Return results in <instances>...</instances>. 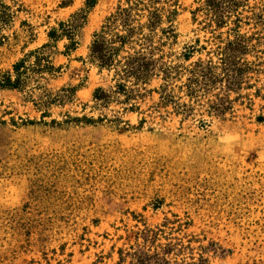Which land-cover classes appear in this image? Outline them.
<instances>
[{"label": "rangeland", "instance_id": "obj_1", "mask_svg": "<svg viewBox=\"0 0 264 264\" xmlns=\"http://www.w3.org/2000/svg\"><path fill=\"white\" fill-rule=\"evenodd\" d=\"M86 1L0 0V73L43 45L58 67L0 88V264H264V0L212 32L193 19L201 0H159L176 37L163 20L120 52L143 56L145 82L89 57L125 0ZM78 14L65 52L48 33ZM210 60L211 81L188 90L186 68ZM83 115L102 121L61 123Z\"/></svg>", "mask_w": 264, "mask_h": 264}, {"label": "trees", "instance_id": "obj_2", "mask_svg": "<svg viewBox=\"0 0 264 264\" xmlns=\"http://www.w3.org/2000/svg\"><path fill=\"white\" fill-rule=\"evenodd\" d=\"M245 0H201L200 4L195 10L192 11L194 20H197V14L201 13L206 16V23L204 24L207 30H211V27L215 25L219 27L223 24L231 23L233 28L231 30L239 29V25L245 23L246 16L242 15L239 11L241 3ZM125 6H118L114 13L106 17L101 30L95 34L94 40L90 47V60L99 71L107 70L113 72V77L118 81L132 78L133 80H145L149 77V67L147 63H142L140 60L143 56L138 54H127L120 56V52L123 50L125 44L132 42L134 37L140 39H147L150 36V32H153L157 26L165 20L168 23L166 29L162 30L168 37H176V27L173 24L174 10L164 9L157 4L159 0H125ZM95 3V0L86 1V10ZM83 15L78 14L73 19L69 20L66 24H60L59 29H52L48 33V37L52 41H57L62 38H66L68 42L65 44V52L72 51L76 48V41L73 34V29L77 20ZM83 18V17H82ZM144 19V21H143ZM150 31L148 34L144 33V30ZM236 36L237 33H234ZM137 41V40H136ZM47 45H43L41 48L30 51L25 57L21 58L12 65V71H6L0 73V88H16L19 87L27 75L30 73H44L57 71L58 67H55L51 61L46 59L43 49ZM193 49V47H191ZM192 49H188L183 52V58L185 61L189 60L194 53ZM33 58L32 62H28L29 58ZM221 68L224 69L226 62L220 59ZM211 65L210 62L204 66L200 63H194L189 65L188 73L190 74L187 79L188 82L184 86L188 90L194 91V87L197 84H206L211 81ZM162 77L167 81V74ZM116 92L125 94L126 86L122 82L116 83ZM76 91L75 87H69L65 89V94L71 97ZM94 107H105L111 100V97L107 92L99 87L96 88L92 96ZM129 110H134L132 106ZM263 118V117H260ZM145 119L139 121L138 127H142ZM102 121L101 117L94 118L92 116L83 115L81 117L67 116L61 123H85L93 124ZM121 121L117 120V124Z\"/></svg>", "mask_w": 264, "mask_h": 264}]
</instances>
